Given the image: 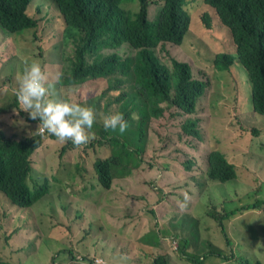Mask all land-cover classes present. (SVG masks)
<instances>
[{"label":"trees","instance_id":"trees-1","mask_svg":"<svg viewBox=\"0 0 264 264\" xmlns=\"http://www.w3.org/2000/svg\"><path fill=\"white\" fill-rule=\"evenodd\" d=\"M53 1L65 22L62 45L71 44L73 53L68 69L62 67L61 70L62 59L55 66L57 72L46 71L47 83L56 81L53 86L57 88L58 97L94 109L93 140L88 146H107L110 153L98 157L93 162L94 171L83 175L88 170H84L80 162L71 164L65 160L66 152L77 149L79 145L59 141L60 163L56 171L50 173L35 165V150L46 141L57 142L58 138L40 131L39 120L31 119L26 111L20 109L15 93H5L4 103L7 104H0V121L7 125L8 133L0 131L1 193L22 207L21 210L31 213L44 196H52L50 185L56 181L54 178L76 179L84 188L88 187L84 183H99L106 188H112L115 180L127 183L126 178L134 176L147 162L151 139L164 136L161 151L167 160L180 159V150L189 155L186 159L189 163L184 165V170L190 173V194L195 193V184L201 176L212 185L238 178L239 165L230 152L208 149L206 164H201L200 168L196 163L192 164L194 154L190 149L194 146L171 151L172 141L183 133L202 141L200 120L194 117L199 102L214 88V72L229 70L235 63L243 65L247 71L253 111L264 116V0ZM31 2L0 0V36L8 42L11 37L15 43V52L10 60L20 50L19 66L25 69L36 60L35 56L30 57L36 51L44 69L47 59L33 47V40L27 48L25 45L20 48V43L30 38L31 30L38 25L37 19L28 13ZM123 3L126 4L122 6ZM157 4L162 5L156 10L157 21L153 22L149 11ZM191 25V42L196 45L194 62L198 67L197 78L194 77V62L191 67L188 62L180 60L190 59L189 56L186 58L187 54L179 44L191 31ZM168 42L183 51L180 55L168 48L172 55L170 65L164 63L156 51L159 46L165 48ZM125 45L130 47V51L122 54L121 49ZM108 49L111 52H106ZM98 78L108 80L107 91L114 90L115 98L104 101V95H99L85 102L66 96V90ZM214 101L215 97H212L210 103ZM101 109L104 114H101ZM112 110L123 113L128 121L129 126L123 134L103 127V117ZM22 119L35 123L38 132H33L34 127L20 129L17 123ZM239 157L242 158L243 175L251 172L248 158L240 154ZM193 167L200 171L205 167V170L198 176L196 171L192 173ZM161 168L167 170L168 165L163 164ZM144 181V184L153 183L148 182L146 176ZM157 185L154 184V188H161ZM199 186L202 187L203 183ZM232 193L238 195V191ZM245 193L248 194L246 200L242 195L238 199L230 197V194L221 196L215 204H206L203 215L197 214L196 206L188 205L181 217L182 223L174 226L175 234L169 245L182 241L190 255L183 262L173 264H264L258 257L259 253H264V219L260 213L264 210V195L262 200L251 202L258 191ZM51 203L58 206L55 201ZM51 208L48 202L33 212L34 215L31 213L37 240H18L20 226L13 230L14 234L5 235L3 239L0 236V264H23L22 258L26 255L28 258H41L48 239L61 240L66 244L64 249L56 250L49 264H98L84 242L85 230L81 229L82 236L76 237L74 229L64 224L62 214L52 221ZM249 212H255L254 218H245ZM3 217L15 218V215L1 216L0 225ZM248 231L247 240H239L238 237ZM66 233L72 235L73 246L64 240L69 238ZM151 245L148 247L153 248ZM170 254H157L153 264H171Z\"/></svg>","mask_w":264,"mask_h":264},{"label":"rangeland","instance_id":"rangeland-1","mask_svg":"<svg viewBox=\"0 0 264 264\" xmlns=\"http://www.w3.org/2000/svg\"><path fill=\"white\" fill-rule=\"evenodd\" d=\"M31 3L29 14L37 19L38 25L31 30L32 38L30 37L25 39V42H21L20 48L24 45L27 48V44L33 40V47L42 55H46L50 62L54 63V65L48 66L50 72H57L55 66L62 59H64V62L61 64V70L62 67L68 69L73 47L71 44L62 45L65 24L58 5L53 0H32ZM125 4L123 3L122 6ZM161 5H155L152 11L150 9L149 18L151 21H157L156 10ZM192 29L191 25V31L186 34L183 42L179 44L184 54H187L186 58L188 56L190 58H182L180 60L188 62L191 67L196 57V45L191 42ZM9 40L8 42L5 39H1L0 36V104H7L4 103L5 96L15 93L19 79L24 71L22 66H19L18 61L20 50L10 60L15 52V43L11 37ZM26 48L24 52L27 51ZM129 48L127 45L123 46L121 53L126 54L130 51ZM168 48L173 53L180 55L183 54V51L169 42L165 44V48L160 46L157 48L156 51L161 60L170 65L172 55L168 52ZM232 50L234 51V43ZM106 52H111V50L108 49ZM34 56L35 61L41 63V58L37 56L36 51L34 55H30V57ZM193 68L194 77L197 78L198 67L196 62H194ZM213 79L214 88L200 100L198 112L194 115L200 120L202 141L183 133L180 137H176L175 141L171 139L173 146L171 151L177 148L187 150L189 145L194 146V149H190V152L194 154V162L192 164L194 166V163H196L201 168V164L203 166L204 163L206 164V151L219 146L231 153V157L239 165V171L236 180L226 183L216 182L210 188L203 186L205 193L202 194L197 203L198 215L204 214L206 204H215L223 195L228 196L230 194V197L234 199H238L242 195V198L246 200L248 195L245 193L246 191L253 192L257 190L258 193L253 196L254 198H252L251 202L253 200H262L264 195V180H261L264 179V116L252 109V88L247 77V71L243 65L240 66L239 63H235L229 70H216ZM52 81L53 83L49 82L47 85L49 86L50 95L55 98L58 97L57 88L53 86L56 81ZM107 87L108 80L106 78H98L89 80L83 85L74 86L66 90L65 94L71 100H83L85 102H88L91 97L104 95L103 100L108 101L116 96L114 90L107 91ZM125 87H129V85ZM5 93L7 94L4 95ZM212 97H215V101L210 103ZM17 111L16 109L14 112L16 113ZM100 112L104 114L102 109ZM115 112V110H112L110 113ZM2 116L5 117L6 115L3 114ZM17 126L20 129L34 127L33 132H38L37 125L25 119L18 122ZM164 138L165 136L151 139V148L146 156L147 162L143 164L142 168L134 176L126 178L128 179L127 183L124 180H115L111 191H116V193L110 197L109 201L102 198V195L96 190L95 184L84 183L88 186L84 188L81 182L76 179L71 181L54 178L56 181H54L53 186L50 185L53 191L52 196H44L31 213L37 212L40 206H44L49 202L52 206L49 213L52 216V221L57 220L59 215L62 214L64 224L73 228L75 236L80 237L82 236L80 229L81 214L85 211L87 228L90 223L95 222L91 225V230L85 234L84 239L91 255L96 253L94 248L96 241L100 242L97 243L99 249L103 247L102 244H105L102 235L104 231L101 232L100 229L103 226V221H106L108 227L110 229H112L111 227H116L122 237L126 226L129 228L131 225L132 228L131 242L128 241L127 243L126 253L124 252V246L109 245V252L104 253L107 259L123 264H129L130 261L132 264H152L157 254L165 253L167 255V252H169L171 253V264L183 262V260L189 258L184 243L178 240V248L175 249L173 244L169 245V241L174 237V226L182 223L181 217L184 216L185 209L190 203V192L192 191L190 188L191 183L188 180L190 173L184 170V165L189 163L186 160L189 155L180 150V159L176 161L167 160L161 151ZM91 140H93L92 135L87 141V146L86 144L79 145L77 149L67 151L65 155L67 162L72 164L78 161L84 170H88L83 175L94 171L93 162L98 157L107 156L110 153L107 146H88ZM59 141V139L57 142L46 141L43 146H40L34 154L35 165L45 168L50 173L55 172L60 163L59 152L61 144ZM239 154L248 158V166L251 172H246L243 175L242 158L239 157ZM251 156L253 157L251 158ZM163 164L168 165L167 170L161 168ZM156 167H158L159 171ZM204 170L205 167L201 171L193 167L192 173L196 171V175L201 176ZM144 176L147 177L148 182L153 183L144 184ZM203 180L205 179L201 176V181ZM154 184H158L157 187L162 189L154 188ZM102 189L105 188L102 187ZM235 191H238V195L232 193ZM185 196H187V199H185ZM52 201H55L58 206L51 203ZM235 201L239 203V200ZM2 209H7L9 212L12 211L9 202L0 194V212ZM260 213L264 219V210L260 211ZM14 215L16 222L20 221V217L24 220L22 230L16 238L18 240H27L28 242L37 240L35 222L31 214L28 211L17 209ZM254 216L255 212H249L245 218L252 219ZM8 221V219H4L3 223ZM60 231L64 232L65 230L60 229ZM146 233L152 234L147 240H142V235H146ZM158 233L165 236V238L156 245L154 241L158 239ZM5 234L6 232H0L2 239ZM247 235H250V231L240 235L238 238L241 241L247 240ZM65 236L69 238H64V240L73 246L71 244L72 235L66 233ZM151 244H154L153 248L148 247ZM65 247L66 244L61 243V240L48 239L44 251L41 252L40 257L42 259L36 257L28 258L26 255L22 258L23 264H49L52 262L51 259L56 250L58 248L59 250L64 249ZM74 248L78 249L76 245H74ZM258 257L264 262L263 252L259 253Z\"/></svg>","mask_w":264,"mask_h":264},{"label":"clouds","instance_id":"clouds-1","mask_svg":"<svg viewBox=\"0 0 264 264\" xmlns=\"http://www.w3.org/2000/svg\"><path fill=\"white\" fill-rule=\"evenodd\" d=\"M31 4L32 3H30V5ZM44 56L46 57V55ZM49 65H54V63L50 62L47 59V64L46 66H44V69L41 63L35 60L26 66L19 79L18 87L15 89L16 102L19 105L20 109L28 113L31 119L39 120L41 131H46L47 133L58 138L60 141H71L73 145L85 144L90 138L93 125L96 121V113L91 106L82 105L76 102H70L67 99L60 97L53 98L50 95L49 86L47 85L48 76L46 74V71H49ZM6 126L7 125L3 124L0 121V131L8 133V131L6 130ZM128 126V121L125 119L123 113L121 112L109 113L103 117V127L106 130H111L113 132H119L123 134L127 130ZM217 148L222 152L225 151L219 146L212 149ZM199 183H203V186H207L209 188L212 186L211 181L207 179L196 182L195 193L190 194L189 201V205L196 207L197 203L202 197V194L205 193V189L203 188V186L200 187ZM102 187L106 188L103 185ZM0 194L6 198L12 210L11 212H9V210L7 209H2V211L0 212V217L4 215H11L17 209L22 208L19 207L16 202H11L3 193L0 192ZM185 199H187V196H185ZM104 228L105 227H102L100 231L103 232L102 229L104 230ZM151 234L152 233H146V235H142V240H147L151 236ZM102 235L107 244L111 246L115 245L122 247L127 239V236L123 234L122 237V235L118 233L116 228L111 232L104 231V234ZM164 238L165 236L159 235L158 233V239L154 241V243L157 245L158 242ZM173 247L175 249L178 248V241L174 242ZM189 255L190 254H188V257ZM168 256L170 257V255ZM95 262L98 264H106L103 258H95ZM112 262L113 264H117L116 261Z\"/></svg>","mask_w":264,"mask_h":264},{"label":"crops","instance_id":"crops-1","mask_svg":"<svg viewBox=\"0 0 264 264\" xmlns=\"http://www.w3.org/2000/svg\"><path fill=\"white\" fill-rule=\"evenodd\" d=\"M96 190L98 191L99 194L102 195V198H105L106 201H109L110 200V197L116 193V191L112 192L111 189H106V188L105 189H102V186L99 183L96 184ZM82 214H83V216L81 217L82 218V221H81L80 229H84L85 232L88 233V231L91 229V225L93 223H95V222L90 223L89 224V227L87 228V225H86L87 219H86V213H85V211H83ZM31 217H32V215H31ZM4 219H8L9 221L7 223H3V220ZM23 223H24V220L21 219V217H20V221L19 222H16V219L15 218L3 217L2 220H1L0 232L1 233L6 232L5 235H12V234H14L13 233V230L17 226H20L21 227V230H22ZM102 227H105L104 230L102 229V231H105V232H111L113 229L116 228V227H111L112 229H110L108 227V224L106 223V221H103V226ZM21 230L19 232H21ZM131 230H132L131 225L129 226V228H127V226H126V229H124V234L127 236L126 242L123 244V246L125 248V253H126V246H127L128 241L131 242ZM19 232H17V233H19ZM104 241H105V244H102L101 243L102 246H103L101 249H99L97 247V243H100V242L96 241V244L94 246V248L96 249V253H94L92 255L95 258H103V260L106 262V264H113L112 260L107 259L105 257V255H104L105 252H109V248H108L109 245L107 244L106 240H104ZM100 251H102V253H100ZM117 264H123V263L117 262Z\"/></svg>","mask_w":264,"mask_h":264}]
</instances>
